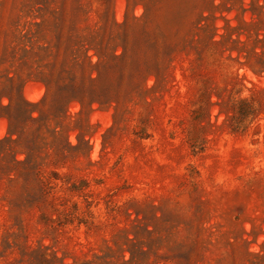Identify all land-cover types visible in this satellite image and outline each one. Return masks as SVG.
Returning a JSON list of instances; mask_svg holds the SVG:
<instances>
[{
	"label": "rangeland",
	"instance_id": "1",
	"mask_svg": "<svg viewBox=\"0 0 264 264\" xmlns=\"http://www.w3.org/2000/svg\"><path fill=\"white\" fill-rule=\"evenodd\" d=\"M0 264H264V0H0Z\"/></svg>",
	"mask_w": 264,
	"mask_h": 264
}]
</instances>
